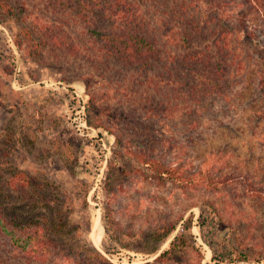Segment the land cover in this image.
Segmentation results:
<instances>
[{
  "label": "rangeland",
  "instance_id": "374dc122",
  "mask_svg": "<svg viewBox=\"0 0 264 264\" xmlns=\"http://www.w3.org/2000/svg\"><path fill=\"white\" fill-rule=\"evenodd\" d=\"M251 18L258 35L242 46L252 69L257 51L264 54V19ZM83 28L43 0H0V208L11 227L41 225L51 245L37 260L0 232V264H85L81 251L88 247L106 259L99 264H264V200L247 196L236 179L211 191L161 183L144 173L140 157L215 177L249 172L264 187V122L248 121L264 101L256 72L242 74L228 101L186 103L163 83L145 81L134 85L133 102L120 73L99 76ZM47 30L57 33L55 41ZM104 93L100 111L87 107ZM19 171L30 186L14 180ZM189 214L193 247L154 262ZM215 253L248 260L216 263Z\"/></svg>",
  "mask_w": 264,
  "mask_h": 264
},
{
  "label": "trees",
  "instance_id": "16d2710c",
  "mask_svg": "<svg viewBox=\"0 0 264 264\" xmlns=\"http://www.w3.org/2000/svg\"><path fill=\"white\" fill-rule=\"evenodd\" d=\"M43 2L52 12L66 13L84 27L93 42L92 50H89L87 57L99 69V76L104 79L103 72L109 70L120 73L119 81L126 86L124 95L133 102L139 98L134 85H141L145 81L150 86L163 83L164 89L170 95L186 103H197L201 98L210 96L223 97L228 101L237 92V86L244 83L242 74L245 75L252 70L256 72L252 78L254 83L258 82L256 90L264 99V54L257 51L255 59L257 64L251 69L249 54L242 46V40L253 39L258 35V28L251 25V16L259 14L264 19V0H43ZM47 31L50 39L55 41L57 33ZM26 35L32 37L30 30L26 31ZM69 47L74 49L76 43L70 42ZM109 83H112V80H109ZM105 93L91 97L87 107H92L93 112L100 111L96 103L99 101V95L105 97ZM256 119L264 122V101L258 110L252 111L248 118L249 124ZM87 122L91 125L90 120ZM190 123L192 126L197 125L195 120ZM140 157L142 167H145L144 173L161 183L169 181L179 183L183 187L211 191L220 185H227L229 180L236 179L242 182V188L247 196L264 200V187L256 179H252L249 172L215 177V174L200 168L189 172L180 166L164 164L152 156ZM14 180L26 186L31 185V178L23 171L17 172ZM209 206L214 213L216 210L213 205ZM3 213L0 208V232L9 237L12 246L37 260L46 259L51 245L43 237L44 228L26 221L11 227L5 221ZM199 217L201 219L204 217L202 210ZM102 218L103 226L108 230V216L103 214ZM191 220L192 215L189 214L167 247L158 253L154 262L168 263L184 249L193 247ZM14 227H18V231ZM171 234V231L166 232L162 241ZM158 250L156 248L153 254ZM81 252L84 253L85 264L106 262L95 248L88 247ZM217 255L215 253L213 256L216 263L248 260L247 256L233 258L230 254Z\"/></svg>",
  "mask_w": 264,
  "mask_h": 264
}]
</instances>
